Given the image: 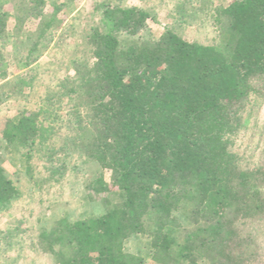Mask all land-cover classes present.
<instances>
[{
  "label": "trees",
  "instance_id": "16d2710c",
  "mask_svg": "<svg viewBox=\"0 0 264 264\" xmlns=\"http://www.w3.org/2000/svg\"><path fill=\"white\" fill-rule=\"evenodd\" d=\"M200 1L171 0L169 19L190 25L210 15L216 36L208 45L181 38L174 26L152 36V15L118 0L95 4L98 25L83 36L89 50L69 61L63 77L56 76L63 63L34 65L55 13L16 61L24 71L15 78L0 49V105L21 104L1 121L0 133L16 152L25 149L23 175L46 190L67 170H82L74 156L109 173V185L102 178L94 187L84 183L104 198L101 214L65 216L37 230L30 246L54 264H144L124 252L134 235L147 238L149 257L159 264L254 262L251 229L264 220V161L248 162L232 140L251 98H264V0L218 7ZM43 5L29 0L18 16L0 9V39L11 19L19 30L38 24ZM35 161L44 164L41 178ZM24 176L9 175L0 159L1 209L21 196ZM18 227L0 231V242L21 249L27 229Z\"/></svg>",
  "mask_w": 264,
  "mask_h": 264
},
{
  "label": "rangeland",
  "instance_id": "374dc122",
  "mask_svg": "<svg viewBox=\"0 0 264 264\" xmlns=\"http://www.w3.org/2000/svg\"><path fill=\"white\" fill-rule=\"evenodd\" d=\"M44 1L45 5L42 6L44 16L39 18L38 24L27 23V26H23L19 30L16 21L11 19L8 24V37L0 39L5 68L11 79L24 71L16 66V61L26 58L28 48L35 40V35L39 34V29L53 13H55L57 21L51 26L48 34L44 35V45L46 46L42 48V54L34 65L43 66L46 60H50L54 68L58 63H63L64 67L59 70V74H56L57 77H63L65 70L66 73H70L69 61L74 57L82 58L86 54L85 50H89L83 36L89 29L98 25L100 10H95V4L114 5L118 0ZM205 1L201 0L200 2L208 3L213 7L225 6L230 2V0ZM7 2L8 4H5ZM27 4L29 5V0H0V9L10 10V13L18 16V14L23 15L27 9L24 10L23 7ZM121 4L144 9L152 15L146 27V32H150L152 36L157 37L156 35L161 33L166 26H174L177 35L181 38L188 41L194 40L204 45L211 44L216 36V26L210 15L197 16L190 25H174L169 19V13H171L174 4L171 0H121ZM207 6L205 5V7ZM26 31L31 34L28 35ZM25 34L28 35V39L25 38ZM51 36L53 39L50 41ZM37 51V53L36 51L33 53V56L39 55L40 48ZM20 105L18 102L15 103V100L1 104L0 125L1 121L21 107ZM243 112L244 126L233 137V146L236 150L239 149L241 154H245L248 162L254 163L259 157L261 161H264V152L261 153L264 148V98L253 96ZM257 144L258 146H256ZM24 150L16 152L0 133V159L9 175H15L18 172L20 176H24L25 161L22 157ZM74 157L82 170L80 172L67 170L58 184H51L52 186L46 190L40 184H32L25 176L18 181L17 185L21 196L7 207L0 208V231L4 232L6 229L19 226L21 229H27V232L21 237V249L8 248L4 241L0 242V264H54L49 255L44 256L45 254L31 248L30 245L35 241L37 230L50 226L52 222L65 216H69L71 220L83 219L99 215L104 211V198L93 191L90 193L86 191L84 183H93L94 187L97 184L96 180L102 178L104 183L109 185V173L93 162L86 160L83 163L82 160L77 159L79 156ZM43 165V162L35 161L36 178L40 177L38 172L44 170ZM106 196L112 203L116 201L115 195L107 193ZM20 222L22 224L19 225ZM179 223L181 226L187 227L183 219H179ZM251 230L253 231V249H255V260L251 264H264V220L257 222ZM180 234L181 231L177 235L179 241L181 240ZM147 244L146 237L134 235L124 242L123 249L126 253L141 256L144 264H159L149 257ZM17 256H20L17 262L11 263L9 257Z\"/></svg>",
  "mask_w": 264,
  "mask_h": 264
}]
</instances>
